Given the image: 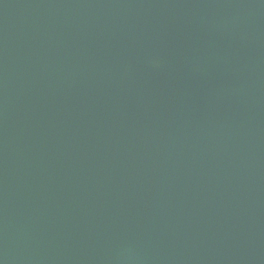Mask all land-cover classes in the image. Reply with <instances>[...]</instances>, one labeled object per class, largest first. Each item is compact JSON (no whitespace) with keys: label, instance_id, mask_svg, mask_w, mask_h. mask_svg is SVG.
<instances>
[{"label":"water","instance_id":"95a60500","mask_svg":"<svg viewBox=\"0 0 264 264\" xmlns=\"http://www.w3.org/2000/svg\"><path fill=\"white\" fill-rule=\"evenodd\" d=\"M0 264H264V0H0Z\"/></svg>","mask_w":264,"mask_h":264}]
</instances>
